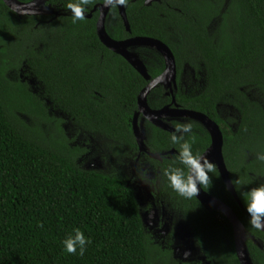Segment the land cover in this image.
Returning a JSON list of instances; mask_svg holds the SVG:
<instances>
[{"label":"trees","instance_id":"obj_1","mask_svg":"<svg viewBox=\"0 0 264 264\" xmlns=\"http://www.w3.org/2000/svg\"><path fill=\"white\" fill-rule=\"evenodd\" d=\"M68 2H46L57 17L19 16L0 0V264H156L152 255L162 258V264H203L179 262L172 249L151 244L140 219L135 181L150 193L155 185L154 207L163 209L174 233L182 227L189 234L205 263L239 264L227 218L167 186L163 171L178 151L170 133L144 121L146 149L162 159L139 152L132 118L147 81L100 43L98 11L74 25ZM97 4L102 0H93L87 13ZM125 12L130 33L117 8H110L107 35L116 41L149 37L167 45L176 62L175 103L219 126L235 188L248 191L264 184V162L257 159L264 152V0H161L150 5L127 0ZM7 38L14 39L17 52ZM134 51L151 79L163 72L158 53ZM10 69L23 71L31 83L7 80ZM168 92L156 86L147 95L148 107L170 104ZM18 114L43 123L26 124ZM187 121L197 137L193 150L202 155L211 141L199 123H168L174 128L175 122ZM44 123L54 127L50 135ZM93 158H99L101 167L87 169ZM210 175L212 184L205 192L235 212L247 234L251 263L264 264V232L248 230L240 196L235 191L241 207L218 171ZM74 228L91 239L84 256L62 250L61 241Z\"/></svg>","mask_w":264,"mask_h":264},{"label":"water","instance_id":"obj_2","mask_svg":"<svg viewBox=\"0 0 264 264\" xmlns=\"http://www.w3.org/2000/svg\"><path fill=\"white\" fill-rule=\"evenodd\" d=\"M1 1L9 10L19 16H59L58 12L53 10L50 6L45 5L49 0H36L35 7L31 6L33 0L28 3H23L18 0ZM159 1L161 0H145V4L150 5L151 3ZM16 4H19L20 7L17 8ZM109 9L110 8H104L103 3L97 4L89 13H86V18H91L92 13L98 11V18L96 20L95 27L96 35L100 43L112 53L122 57L145 81H147L146 86L140 91L137 96V111L132 118V134L139 152L146 153L149 155V157L156 160H161L159 155L152 154L146 149L144 143V121H147L151 125L168 133L174 131L173 127L168 123L171 120L189 119L199 123L207 131L211 141L210 146L202 155L207 156L208 159L216 163L217 171L226 187V190L232 195L239 207H241V202L239 201L234 188L230 185V175L226 168L222 154L223 136L219 126L214 121L209 119L206 115L197 111L181 109L175 103L173 91L176 90V62L172 51L163 42L149 37H132L120 41L111 39L105 31V18ZM117 10L126 32L130 33L129 24L125 12V5L117 7ZM20 12H24L25 14L21 15L19 14ZM138 48L150 49L160 55L164 62V70L160 75L153 79L150 78L147 73L146 66L144 65L140 56L134 51ZM159 85L169 91L168 94L171 95V103L158 110H153L148 107L146 98L148 93ZM140 118L141 120H139ZM174 152L175 151L172 150L164 154H173ZM196 200L204 207L218 210L224 215V217L227 218L232 227L234 250L239 264H252L248 256L245 244L247 234L245 232L244 226L239 221L235 212L225 203L207 194L205 191H201ZM156 216L159 217L157 208L146 211L145 215L140 213V219L143 227L146 228V226L150 224L154 225L155 223L153 219ZM179 233H183V235L186 236L187 240H185V243L183 240V236L180 238V240L184 243V248L181 249L179 247L180 243H178L177 241L179 239H175L172 245L173 257L179 262H185L183 256L181 254L179 256L177 252L180 253L186 250L190 251L191 254L194 255L193 258H188L187 262L196 263L201 261L203 262V264H207L205 263V258L199 255L198 250L189 240V234L185 233L182 227L179 228ZM250 239L256 245H259L258 242L255 241L253 236H250Z\"/></svg>","mask_w":264,"mask_h":264},{"label":"clouds","instance_id":"obj_3","mask_svg":"<svg viewBox=\"0 0 264 264\" xmlns=\"http://www.w3.org/2000/svg\"><path fill=\"white\" fill-rule=\"evenodd\" d=\"M36 0H33L32 7H35ZM93 0H69L66 9L70 10L72 24H77L86 19V13ZM104 8L115 9L125 5L127 0H102ZM19 8L20 5L16 4ZM19 14L24 15V12ZM174 131L170 133V141L178 146L173 165L163 171V177L167 186L179 197L186 200L197 199L201 191L208 190L212 184L210 174H215L217 165L207 156L194 152L193 145L197 141L196 134L193 131V124L187 122H175ZM257 159L264 162V152L258 153ZM141 179L148 181L146 175ZM237 194L243 201L245 212L247 214L248 230L257 232L264 231V184L251 188L248 191H239L230 182ZM42 227V225H38ZM62 250L69 255L84 256L87 246L91 244V239L86 237L80 228H74L61 241ZM191 255L190 251L183 253L184 261H188Z\"/></svg>","mask_w":264,"mask_h":264},{"label":"flooded vegetation","instance_id":"obj_4","mask_svg":"<svg viewBox=\"0 0 264 264\" xmlns=\"http://www.w3.org/2000/svg\"><path fill=\"white\" fill-rule=\"evenodd\" d=\"M97 11H95L96 13ZM15 82H22V83H31L30 80H28L24 75H23V71H19L17 72V74H15ZM12 81V80H11ZM13 82V81H12ZM36 93V91H34ZM19 117H22V114H18ZM80 140H77V144H79ZM137 145V144H136ZM167 153V152H166ZM165 153V154H166ZM146 154V153H145ZM164 153L162 154V156H168L170 155L169 153L167 155H165ZM146 156L150 159H154L149 157L148 154H146ZM162 159V158H160ZM156 160V159H154ZM157 161V160H156ZM161 161V160H159ZM160 163V162H159ZM149 165L147 167L152 166L150 163H148ZM86 166H92V165H86ZM98 166H100V164H98ZM136 182V183H135ZM133 186H135L134 190H136L135 195L137 196V201H138V205L140 207V213L145 215L146 211H150L151 209H155L154 207V202H156V198L158 197L157 195V191H156V187L155 185H152L150 191L148 190V188L144 187L143 184H138V181H135ZM154 197V199H153ZM159 212V217H155L153 219L154 221V227H160V229H156V231H153V229H145L147 234L150 235V242L151 244H154L155 246L159 247L161 250H171L172 249V245L174 243V236L176 233L173 232V228L171 226V223H165L164 221V211L161 208L160 210H158ZM158 215V214H157ZM151 225V224H150ZM149 226V225H148ZM147 227V226H146Z\"/></svg>","mask_w":264,"mask_h":264},{"label":"rangeland","instance_id":"obj_5","mask_svg":"<svg viewBox=\"0 0 264 264\" xmlns=\"http://www.w3.org/2000/svg\"><path fill=\"white\" fill-rule=\"evenodd\" d=\"M227 3V1L225 2V4ZM224 4V5H225ZM8 40H6V42H8V45H9V47H11V50L13 51V52H17V49H16V47H14L15 46V41H14V39L13 38H11V39H9V38H7ZM4 46H5V44H4ZM10 64H12V63H14V60L12 61V60H10V62H9ZM7 66H8V64H7ZM18 70V69H17ZM15 74H17V72H16V70H14V69H10V73L8 74V76L6 77L7 78V80H12L13 82H15ZM189 81H191V79H189V78H187V82H186V84L189 82ZM250 94H251V96L252 95H254V97L255 96H257V94H256V91H253V90H251V92H250ZM226 112L225 111H223V114H225ZM55 116L56 117H58L57 116V114H55ZM27 117V116H26ZM25 116H23L22 115V117H20V118H22L21 120L22 121H24L26 124H31L32 122H34V124L36 123V122H38V123H43L42 121H40L38 118H36V117H31V121L29 122V119H28V117L26 118ZM45 125H46V129L49 131V135H50V133H52V131L54 130V127L51 125V124H46V123H44ZM42 127H45V126H42ZM63 127H65V129L68 127V125H64ZM62 127V128H63ZM44 135L46 136V133L44 132ZM87 155V154H86ZM87 156H84V160H85V158H86ZM96 159V160H95ZM98 164H100V166H98ZM87 165H92V166H86V168L87 169H90V168H95V167H97V168H99V167H101V163L99 162V158H93L92 160H91V163H87ZM147 229L149 228V229H153V231H156V229L158 228V229H160V227H154V225H149V226H147L146 227ZM145 228V229H146ZM176 234H175V236L173 237L174 238V241H175V239H179V240H177L178 241V243H180L179 244V247L181 248V249H183L184 248V243H183V241H181L180 240V238L183 236V240H184V242H185V240H187V238H186V236L185 235H183V233H179V231L177 230L176 232H175ZM186 243V242H185ZM186 251V250H185ZM185 251H182V252H177V254H179V256H180V254L183 256V253L185 252ZM153 256V259H152V261L154 262V263H156V264H162V258H158L156 255H152ZM194 257V255H190L188 258H193Z\"/></svg>","mask_w":264,"mask_h":264}]
</instances>
